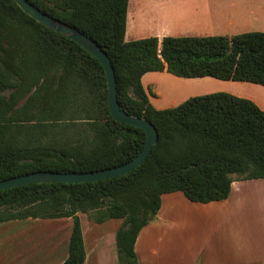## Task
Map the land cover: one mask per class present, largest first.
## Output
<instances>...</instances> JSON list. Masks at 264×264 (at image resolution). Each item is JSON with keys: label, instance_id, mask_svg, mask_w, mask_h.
I'll list each match as a JSON object with an SVG mask.
<instances>
[{"label": "trees", "instance_id": "1", "mask_svg": "<svg viewBox=\"0 0 264 264\" xmlns=\"http://www.w3.org/2000/svg\"><path fill=\"white\" fill-rule=\"evenodd\" d=\"M78 28L108 54L118 101L148 119L158 141L129 173L89 182L30 183L0 191V223L72 218L62 264H84L79 212L96 223L122 219L119 264H139L135 243L158 214L162 195L225 200L233 181L264 178V110L253 100L218 91L156 108L142 77L167 71L264 85V31L232 36H148L126 40L129 0H28ZM145 131L109 111L101 61L62 33L0 0V180L35 171L88 172L132 160Z\"/></svg>", "mask_w": 264, "mask_h": 264}, {"label": "crops", "instance_id": "2", "mask_svg": "<svg viewBox=\"0 0 264 264\" xmlns=\"http://www.w3.org/2000/svg\"><path fill=\"white\" fill-rule=\"evenodd\" d=\"M130 1V0H129ZM216 1V0H215ZM210 0H140L138 9L143 7H152L156 16L152 23L156 25L153 36L162 38L163 36H205V35H228L232 36L247 31H264V4L256 11H247L246 9L224 8L223 3L219 5ZM253 6V5H252ZM129 10V8H128ZM134 23L126 28L127 32L136 33L139 31L133 16ZM134 26V27H133ZM140 35V34H137ZM145 36H139L142 38ZM138 39V38H137ZM134 40V39H132ZM156 73L155 71L147 72L142 77V83L147 91L150 101L158 108L176 106L188 96H182L178 99L166 101L161 89L155 78L148 79L151 90L145 86V78L148 74ZM160 73L171 74L167 71ZM173 75V74H171ZM175 76V75H174ZM178 77V76H176ZM209 77H180L181 84L186 87L206 89H217L226 91L240 97L253 100L261 109L264 110V85L233 80L207 79ZM220 80V81H218ZM205 87V88H204ZM204 90V91H205ZM204 93V92H201ZM246 191H264V178H255L248 180H234L231 187V193L225 200L212 201L208 203L192 202L181 191L169 192L162 195L161 207L157 216L148 223L139 233L136 243L135 252L139 264H264V224L257 227V235L252 237L251 241L246 234L249 229L241 227L240 232L234 237H218L219 230L210 229L209 235L202 240H195L187 237V231H195L196 226L187 225L183 221H178L172 216L173 211L178 205H184L200 212L209 210L217 212L221 210H230L229 204H233L239 192L244 194ZM79 214V213H78ZM39 219V218H38ZM26 220V219H25ZM119 220V219H110ZM108 221V220H107ZM106 222V221H105ZM103 222V223H105ZM115 224L109 230L113 238V260H107L105 252L98 251V257L90 261L89 253L98 249L101 244V235L104 233L98 231L93 234V242L89 241V247L84 244L86 250V259L84 264H119L116 248V231L121 223ZM99 225L102 223H94ZM93 228V227H91ZM247 232V233H246ZM205 233V232H204ZM71 234V231H70ZM216 235V236H214ZM246 237V239H245ZM70 238V235H69ZM207 239H209L207 241ZM184 248L180 252L181 244ZM172 247V248H171ZM89 249H92L89 252ZM67 257V256H66ZM65 257V258H66ZM61 261L60 264L65 260ZM32 264H44V261L34 260Z\"/></svg>", "mask_w": 264, "mask_h": 264}, {"label": "rangeland", "instance_id": "3", "mask_svg": "<svg viewBox=\"0 0 264 264\" xmlns=\"http://www.w3.org/2000/svg\"><path fill=\"white\" fill-rule=\"evenodd\" d=\"M138 1L140 0L129 1L127 22L129 29V25H133L134 23V16L136 21H140V24L136 25L137 27L140 25L138 27L139 31L136 33L127 32L126 40L137 39L139 36H153V32H157L154 31L156 30V25L152 23L153 19L156 18L153 12L156 15L157 12L152 7L143 6H141L142 10L140 11L138 9ZM215 3L219 5L223 3L224 8H240L251 12V10L256 11L260 8V6L256 5L264 4V0H216ZM155 72L146 76L144 80L145 86L147 90H151L152 87L147 84L154 81H148V79H151V77L155 78V83L158 84L166 101L178 99L182 96H188L187 98H189L195 95L218 92L214 88L204 89V91L200 88L186 87L181 84L180 80L184 79H180V77L158 71ZM207 79L214 81L217 78L209 77ZM235 200L233 204H229L230 210L223 209L218 211V213H211L209 210L200 212L184 205H178L173 211L172 216L177 218L178 221L187 223V225L196 226L197 233L191 230L187 231L188 238L202 240L210 234V229L219 230L218 228H222L218 233L219 238L225 236L231 237L232 235L235 237L242 227L243 229H249L246 237L251 240L252 237L257 235V227L261 226L262 223L264 224V191H260L259 193L258 191H246L244 194L239 192ZM79 216L88 247L89 241L93 242L94 232L100 231L104 233V235H101V244L98 246V249L94 250V252H91L92 249H89V252H91L89 253L90 261L95 256L98 257L99 250L105 252L107 260H113V238L109 234V230H111L109 228L117 224V221H119L118 223H122V219L108 220L105 223L95 225V221L89 213L79 212ZM71 229L72 218L67 217L2 222L0 223V264H32L34 260L44 261V264H60L68 254ZM178 247H180L179 250L181 252L184 245L181 244Z\"/></svg>", "mask_w": 264, "mask_h": 264}, {"label": "water", "instance_id": "4", "mask_svg": "<svg viewBox=\"0 0 264 264\" xmlns=\"http://www.w3.org/2000/svg\"><path fill=\"white\" fill-rule=\"evenodd\" d=\"M15 1L31 17L46 25L51 30L62 33L70 39L76 41L101 61L107 77L108 105L112 117L117 121L125 122L142 128L146 133V140L141 151L132 160L121 165L88 172L35 171L20 176L11 177L6 180H0V191L30 183H77L97 181L120 176L137 168L150 155L153 146L158 141V132L153 123L148 119L131 115L121 108L118 101L115 70L108 54L101 48V46L98 45L97 42H95L92 38H90L78 28H75L47 13H44L28 0Z\"/></svg>", "mask_w": 264, "mask_h": 264}, {"label": "bare ground", "instance_id": "5", "mask_svg": "<svg viewBox=\"0 0 264 264\" xmlns=\"http://www.w3.org/2000/svg\"><path fill=\"white\" fill-rule=\"evenodd\" d=\"M251 241H253L252 239H251ZM172 248V247H171Z\"/></svg>", "mask_w": 264, "mask_h": 264}]
</instances>
